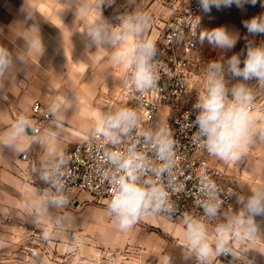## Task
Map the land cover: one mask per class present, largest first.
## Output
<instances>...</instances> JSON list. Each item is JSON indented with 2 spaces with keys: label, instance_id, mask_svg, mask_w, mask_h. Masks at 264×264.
Wrapping results in <instances>:
<instances>
[{
  "label": "crops",
  "instance_id": "1",
  "mask_svg": "<svg viewBox=\"0 0 264 264\" xmlns=\"http://www.w3.org/2000/svg\"><path fill=\"white\" fill-rule=\"evenodd\" d=\"M94 1L0 0V48L7 50L10 61L0 71V232L10 229V220L13 225L42 226L47 222L48 210L68 208L51 194L48 201L41 200L36 184H47L57 158L97 130L99 98L117 97L127 79L130 65L117 62L114 55L118 50L133 48V35L113 40L116 42L113 46L101 33L105 42L93 43L89 32L94 29V22L86 4ZM84 18L91 20L87 22V30L82 31L86 34L85 42L80 43V20ZM37 40L38 50L32 46ZM35 102L51 110L54 116L39 134L33 132L37 127ZM254 113L261 124L256 123L257 129H264V121ZM252 137L264 148V139L258 131ZM220 161L214 156V164L225 171L229 182H234ZM254 185L246 196L241 194L236 199L235 195V219L243 211L242 201L256 190H264L260 182ZM85 199L80 196L78 204L71 208L80 206ZM252 220L255 230L250 237L243 235L246 222L240 227L238 261L221 258L216 253L219 232L211 226H204L206 242L212 249V255L204 260L191 248L187 229L183 227L172 228V240L80 241L97 250L127 248L129 258L144 263L264 264V217ZM11 234L0 236L15 240L14 230ZM139 245L141 249L137 248Z\"/></svg>",
  "mask_w": 264,
  "mask_h": 264
},
{
  "label": "built area",
  "instance_id": "2",
  "mask_svg": "<svg viewBox=\"0 0 264 264\" xmlns=\"http://www.w3.org/2000/svg\"><path fill=\"white\" fill-rule=\"evenodd\" d=\"M203 13L198 0H193L168 20L154 40L149 38L138 43L150 41L154 45L155 55L151 63L157 79L153 87L138 90L132 79L134 66L130 65L118 96L103 99L109 104L111 115L125 109L133 110L137 114L135 129L127 136L121 135L118 144H113L103 130H98L64 151L52 167L50 181L36 184L41 200L48 201L51 194L65 206L73 207L78 204L80 196L88 194L98 203L109 204L115 190L113 177L116 173L108 159L109 154L119 152L127 155L129 148L134 146L145 156L148 166L156 168L161 162L145 136H155L160 129H166L175 141L173 166L160 180L168 192L169 206L159 211L151 208L145 211L156 212L172 221L187 222L192 218L218 230L236 220L235 186L226 179L225 171L214 164V155L201 141L194 140L196 129L188 126L189 120L196 115L193 105L204 88L200 83L202 74L197 59L200 52L198 30ZM254 96L251 111L264 117V94ZM33 112L37 120L33 132L39 134L54 116L39 102L34 103ZM22 158L27 159V155ZM142 179L155 180L156 177L149 171ZM217 201L216 215L209 216L205 212V203ZM233 229L240 232V227L235 224ZM31 235L38 237L35 231ZM239 238L228 239L230 251L220 253L221 258L241 259L237 244ZM28 255L36 259L40 257L41 250L34 244Z\"/></svg>",
  "mask_w": 264,
  "mask_h": 264
},
{
  "label": "clouds",
  "instance_id": "3",
  "mask_svg": "<svg viewBox=\"0 0 264 264\" xmlns=\"http://www.w3.org/2000/svg\"><path fill=\"white\" fill-rule=\"evenodd\" d=\"M205 13L212 7H231L235 5L240 10L255 7L258 3L264 9V0H198ZM245 29L244 47L241 52L232 54L226 61L211 60L206 69L203 91L193 105L196 110L194 119L189 120V127L196 129L194 140L202 142L207 151L221 160H237L246 149L250 138L259 132L264 139V129H257L255 118L251 111L255 96L253 90L245 82L255 80L264 87V41L259 43L255 39L264 36V11L241 21ZM132 30L140 31L138 24L132 25ZM89 36L93 43L105 42L99 29H91ZM115 40L124 39V35H117ZM200 41H206L213 49L229 52L235 48L241 35L239 30L226 26L204 29L199 33ZM40 48L39 41L33 45ZM155 55L152 42H145L133 48L118 50L114 59L134 66L132 79L135 87L144 91L153 87L157 77L151 63ZM7 50L0 48V71L9 64ZM241 81L231 88L227 86L225 74ZM24 123L23 120L20 121ZM137 114L133 110L125 109L102 120L103 134L113 143L120 142L121 135L127 136L136 127ZM145 139L151 144L157 159L161 162L156 168H150L145 156L130 147L128 154L119 152L109 154L108 159L114 166L116 173L113 177L115 190L109 203L110 211L115 214L121 229L133 225L142 211L165 209L168 205V192L161 178L170 172L174 163V144L171 133L160 129L155 136L146 134ZM154 173L156 179H142L148 172ZM48 180V177H44ZM243 211L235 221L219 229V241L216 253L230 251L226 248L229 238H239L241 233L233 229V224L242 227L246 222L245 237L254 232L253 217H264V190H256L243 201ZM205 212L209 216L216 215L219 202L205 203ZM187 233L191 248L196 251L198 258L204 260L212 255V249L205 239L204 225L198 220L188 218Z\"/></svg>",
  "mask_w": 264,
  "mask_h": 264
},
{
  "label": "rangeland",
  "instance_id": "4",
  "mask_svg": "<svg viewBox=\"0 0 264 264\" xmlns=\"http://www.w3.org/2000/svg\"><path fill=\"white\" fill-rule=\"evenodd\" d=\"M192 2L193 0H95L86 6L94 22V29H99L113 46L116 44L113 42L115 36L132 34L133 47H136L140 41L149 38L154 40L168 20ZM261 11L264 9L258 3L255 7H246L243 11L232 5L231 7L222 6L219 9L212 7L210 12L203 13L198 30L200 52L197 58L202 74L200 78L202 85H204L206 69L211 60L223 62L232 54L241 52L244 47L243 37L246 34L241 21ZM91 19L80 20V43L85 42L86 34L82 31L87 30V22ZM135 24L140 26V31L132 30L131 26ZM221 25L239 30L241 35L235 48L229 52L213 49L206 41L202 42L199 39V33L202 30ZM249 38L255 39L257 43L264 41V36ZM225 80L229 88L241 82L227 73ZM245 83L249 88H253L254 95L264 94V87L257 81ZM103 99L106 98H99L97 130H103L102 120L111 115L110 106ZM253 116L256 117L255 121L258 124V116L255 113ZM260 121H264L262 115H260ZM220 163L234 180L232 184L236 189V199L241 197V194L246 196L248 190H254V184L257 182L263 184L261 189L264 188V148L262 143H256L253 137L250 138L239 159L222 160ZM83 195L86 199L76 208H57L56 212L54 208L48 210L47 222L42 226L32 225V223L13 225V220H10L8 222L10 229L1 231L0 233L3 234L1 236H12L11 232L14 230L17 237L15 240H10L0 236V264H143L141 260L129 258L127 248L116 251L97 250L80 240H172L170 232L174 226L187 229V222L172 221L156 212L147 211H142L131 227L121 229L115 214L109 209V204L98 203L90 195ZM113 221L118 223L114 224ZM13 227L17 229H12ZM18 229L19 231L16 232L15 230ZM34 231L38 237L31 235ZM34 244L41 250L40 257L36 259L28 255L29 249ZM147 263L149 262L144 264Z\"/></svg>",
  "mask_w": 264,
  "mask_h": 264
},
{
  "label": "water",
  "instance_id": "5",
  "mask_svg": "<svg viewBox=\"0 0 264 264\" xmlns=\"http://www.w3.org/2000/svg\"><path fill=\"white\" fill-rule=\"evenodd\" d=\"M27 131H29V130L27 129Z\"/></svg>",
  "mask_w": 264,
  "mask_h": 264
}]
</instances>
